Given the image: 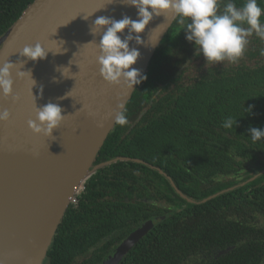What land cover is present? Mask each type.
<instances>
[{"label":"trees","instance_id":"16d2710c","mask_svg":"<svg viewBox=\"0 0 264 264\" xmlns=\"http://www.w3.org/2000/svg\"><path fill=\"white\" fill-rule=\"evenodd\" d=\"M34 1L0 0V39ZM261 50L253 35L238 61L208 65L175 22L44 264H103L149 221L118 264H264V174L240 186L264 172V140L249 131L264 130ZM229 116L238 125L225 129Z\"/></svg>","mask_w":264,"mask_h":264},{"label":"water","instance_id":"95a60500","mask_svg":"<svg viewBox=\"0 0 264 264\" xmlns=\"http://www.w3.org/2000/svg\"><path fill=\"white\" fill-rule=\"evenodd\" d=\"M124 15L138 18L129 0H35L0 39V67L7 61L17 63L14 95L20 97L13 102L0 92V110L11 112L7 123L0 122V264H44L77 192L103 166L94 163L116 126L117 106L122 102L126 108L139 84L128 89L103 80L98 56L106 29L95 34L92 29L98 17L120 20ZM175 22L176 17L161 15L143 33L132 34L144 41H129L130 48L141 53L133 67L146 74ZM120 35L126 39L128 30ZM36 43L52 50L46 59L31 61L20 55L25 46ZM64 67L69 77L62 74ZM19 70L31 72L35 85L28 77L19 78ZM50 102L59 104L66 118L52 137L37 135L28 121L36 118V106ZM154 226V221L145 223L103 264H118Z\"/></svg>","mask_w":264,"mask_h":264},{"label":"clouds","instance_id":"9594fccd","mask_svg":"<svg viewBox=\"0 0 264 264\" xmlns=\"http://www.w3.org/2000/svg\"><path fill=\"white\" fill-rule=\"evenodd\" d=\"M129 4L137 9V19L124 15L120 20L101 16L95 19L93 34L103 29V35L99 43L101 55L98 56L100 75L109 84L125 85L128 89H134L147 79L139 69L133 67L137 64L141 53L136 48H130L129 41L135 38L138 44L144 41L139 35L133 37V33H143L154 17L165 15L176 17V22L181 31L186 32V39L194 42L196 55H203L207 64L218 62H236L244 54L249 37L255 35L264 40V5L258 0H244L237 5L235 0H129ZM87 19V17H84ZM128 30L126 39H122L121 33ZM159 36L157 32L155 39ZM41 43L25 46L20 52L22 57L31 61L46 59L48 53ZM58 51L55 53H61ZM264 55V50H261ZM17 63L7 61L0 67V92L5 98L11 97L13 102L20 100L19 95H14L15 80L13 70ZM60 70V69H58ZM69 68L64 67L62 74L68 75ZM19 78L28 77L35 85L31 72L18 71ZM55 79V78H54ZM43 89H41V94ZM71 92L67 96H71ZM63 99V97L61 98ZM122 99V98H121ZM115 112V124L123 127L129 125L127 109L124 103L118 104ZM251 113L252 108L248 107ZM90 115H97L90 111ZM34 120H29L30 129L37 135L52 137L55 129L59 128L66 116L59 104L48 103L43 107H35ZM11 118V112L7 109L0 110V122L7 123ZM238 125V119L229 116L222 127L231 129ZM102 126V123L99 124ZM250 140L253 143L264 140V130L251 127Z\"/></svg>","mask_w":264,"mask_h":264},{"label":"flooded vegetation","instance_id":"af4514ba","mask_svg":"<svg viewBox=\"0 0 264 264\" xmlns=\"http://www.w3.org/2000/svg\"><path fill=\"white\" fill-rule=\"evenodd\" d=\"M79 190H80V189H79ZM78 193H80V191H78L77 194H78ZM77 194H76V195H77ZM119 246H120V245H119ZM119 246H117V247L113 250V252L108 256V258H109V257L115 252V250H116ZM108 258H107V259H108ZM107 259H106V260H107ZM106 260H105L104 262H106Z\"/></svg>","mask_w":264,"mask_h":264},{"label":"built area","instance_id":"2783aa9c","mask_svg":"<svg viewBox=\"0 0 264 264\" xmlns=\"http://www.w3.org/2000/svg\"><path fill=\"white\" fill-rule=\"evenodd\" d=\"M81 189V188H80ZM80 191V190H79ZM76 197V196H75ZM74 200H75V198L73 199V201L72 202H74Z\"/></svg>","mask_w":264,"mask_h":264},{"label":"rangeland","instance_id":"374dc122","mask_svg":"<svg viewBox=\"0 0 264 264\" xmlns=\"http://www.w3.org/2000/svg\"><path fill=\"white\" fill-rule=\"evenodd\" d=\"M82 190V187H81V189H80V191Z\"/></svg>","mask_w":264,"mask_h":264}]
</instances>
